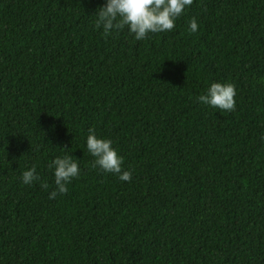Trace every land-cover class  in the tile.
<instances>
[{"label":"trees","instance_id":"1","mask_svg":"<svg viewBox=\"0 0 264 264\" xmlns=\"http://www.w3.org/2000/svg\"><path fill=\"white\" fill-rule=\"evenodd\" d=\"M103 4L0 0V264H264V0H193L143 40L104 36ZM210 82L232 111L198 102ZM89 128L129 181L92 166Z\"/></svg>","mask_w":264,"mask_h":264},{"label":"clouds","instance_id":"2","mask_svg":"<svg viewBox=\"0 0 264 264\" xmlns=\"http://www.w3.org/2000/svg\"><path fill=\"white\" fill-rule=\"evenodd\" d=\"M192 4L193 0H104L103 6L94 14L95 27L101 28L104 36L110 35L113 30L126 27L133 39L143 40L149 33L171 31L177 18ZM197 27L195 18L188 21L189 32H196ZM235 96L236 90L232 83L210 82L206 91L199 95L197 100L209 107L232 111ZM112 145V140L97 135L89 128L84 147L93 157L92 166L116 175L120 181L127 182L131 179L132 173L122 168L123 157ZM48 168L52 170L55 185V188L48 192L49 199H54L57 193H65L70 180L77 177L80 172L78 160L68 153L55 156L48 163ZM20 178L23 184L29 186L34 181H40L35 165L23 170ZM40 186L43 189L48 188L46 182H41Z\"/></svg>","mask_w":264,"mask_h":264}]
</instances>
